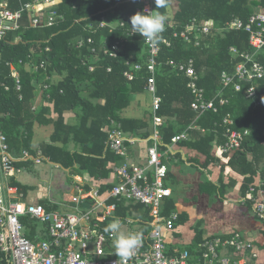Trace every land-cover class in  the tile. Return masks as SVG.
I'll use <instances>...</instances> for the list:
<instances>
[{"label":"built area","instance_id":"built-area-1","mask_svg":"<svg viewBox=\"0 0 264 264\" xmlns=\"http://www.w3.org/2000/svg\"><path fill=\"white\" fill-rule=\"evenodd\" d=\"M85 1L87 0H76V3ZM126 1L133 4V15L145 9L150 12L157 10L155 0ZM103 2L108 5V11L111 12L115 9L117 0H103ZM56 5V0H36L12 11L7 7V0H3L0 3V43L6 40V36L16 34L25 28L45 29L57 26L64 18L58 13ZM117 25L122 29L125 27L124 22ZM169 26L170 23L167 21L165 31ZM89 29L93 34L99 29H108L111 32L113 25L102 17L97 27L92 23L89 24ZM229 29L244 31L248 35V45L252 51L236 55L242 61L233 72H222L220 75L223 90L230 88L239 93L243 89L242 83L264 81V66L254 58L255 53L264 48V14H253L246 22L235 19L230 23ZM164 32L161 34L159 43L153 46L139 34L132 33L131 27L125 31L126 37L138 36L146 49V63L142 65L127 62L128 68L123 72V77L132 81L134 72L146 70L148 78L145 89L152 96V132L146 163L144 165L130 164L127 162V145L134 141L125 136L119 124L110 121L111 126L105 147L126 162L114 168L118 183L109 191L107 198L104 199L97 188L84 191L76 182L78 186L75 190L78 194L70 200L72 213L48 211L41 204H27L22 201L18 197L17 188L12 186L11 182L21 171L16 163L30 158V154L23 150L20 157L16 158L11 153L7 137L1 130L2 116L0 114V264H188L190 255L187 251L173 257L166 255L163 236V230L171 231L177 219L175 213L170 216H164L161 213L163 201L171 196L170 188L165 185L168 173L165 160L170 157L173 146L186 138L185 132L178 134L171 139L166 149L161 150L163 145L161 128L164 120L158 115L161 98L157 96L155 77L160 65L158 58L161 48L172 46V42L164 36ZM209 32V27H200L196 19H193L173 36L184 43L200 47L202 36ZM20 39L16 36L15 41ZM85 44H92L91 39L78 40L75 47L81 50ZM102 45L105 57L117 58L120 42L109 46V42L104 40ZM231 51L236 54L234 49ZM50 52L49 47L43 51V53ZM88 52L89 55L84 57L82 65L88 67L89 72H93L99 56L97 49L93 47H89ZM1 63L0 51V65ZM47 64L46 58L37 59L33 55H28L25 60L19 59L17 64L5 63L9 74L4 75V78L12 80L19 101L23 100L21 68L24 67L34 77L40 76L38 88L41 93L48 91L52 83L59 81L55 77L56 74H48ZM167 66L183 73L189 79L187 86L194 95L191 109L197 113L198 117L208 112L217 113L219 107L228 104L222 92H218L213 99L205 98L204 90L197 86L198 74L192 59L184 63L170 60ZM110 71L111 68H108L107 72ZM2 73L0 70V77ZM0 87H3L6 92L10 89L5 83H0ZM245 93L247 98L256 96V90L252 86L247 88ZM32 109L35 110L34 107ZM222 124L225 132L221 152L238 150L248 133L233 130L234 121L230 114L223 118ZM41 160H43L42 154L38 152L34 161L39 164ZM255 191L254 187L249 188L246 200L253 205L254 215L264 225V200L257 201L253 196ZM108 199L114 202L108 204ZM122 200L133 201L144 206L149 210L151 218L149 232L143 237L141 245L128 256H117L106 251L105 246L114 238V234L105 232L102 226L108 219L113 218L116 203ZM29 224H32L34 228L35 224H38L40 229L33 232L29 229ZM226 249L245 251L250 250L251 245L236 233L228 239L217 237L204 241L201 244L203 264H250V258L256 257L255 254H252L249 259H231L221 256L220 252Z\"/></svg>","mask_w":264,"mask_h":264},{"label":"trees","instance_id":"trees-1","mask_svg":"<svg viewBox=\"0 0 264 264\" xmlns=\"http://www.w3.org/2000/svg\"><path fill=\"white\" fill-rule=\"evenodd\" d=\"M2 1L0 0V3ZM34 1L36 0H7V7L15 11ZM176 2L180 9L174 23L179 29L196 18L201 21L214 20L216 26L224 25L233 17L246 22L255 10L264 9V0H176ZM165 4L166 6L159 10L162 13H165V9L169 5L167 0H165ZM121 7L128 6L123 4L114 10L115 17L119 20L123 19ZM105 8L102 0H87L79 4H76V0H62L58 7V13L62 14L64 19L57 26L45 29L25 28L16 34L6 36V40L0 43L2 61L0 70L3 72L0 83H5L10 87L8 92L0 87L1 130L7 137L11 150L19 152L21 147L25 146V139L27 134L31 132L34 123H53L55 127L53 141L57 142L64 133L67 136L74 133L75 142L80 145L87 156L103 154L107 134L102 133V129L108 124L107 118L116 119L120 111L128 105L129 96L144 91L148 78L145 69L133 73L132 81H127L123 77L127 62L133 61L144 64L143 60L146 58V53L138 36L126 39L120 29L112 33H109L107 29H101L95 34L89 29V24L93 23L96 27L98 26L101 18L105 15L101 13ZM15 36H19L20 41H15ZM102 38H106L109 46L115 42H120V50L116 59L104 56L103 45H100ZM78 39L85 41L91 39L92 44H85V47L78 51L74 48L75 41ZM204 42L207 43V46L197 49L189 45L186 46L180 40L175 39L171 48H161L158 58L160 65L155 77L157 96L161 98L158 115L165 119L164 126L161 128L164 143L161 150L170 144L174 136L182 133L190 126L196 117V113L191 109L194 95L186 87L189 80L182 74L171 72L167 62L193 58L195 70L198 76L200 75L197 86L204 90L208 100L221 89V73L233 72V69L241 61L239 58L234 60L229 49L233 47L239 53L250 52L248 35L243 31H229L224 37H219L213 33L204 39ZM46 47L50 48V53H43ZM89 47L97 49L99 56L93 72H89L88 67L82 66V60L89 55ZM28 55H33L37 59H48V74L53 72L61 78L42 94L43 101L50 100L53 103L54 112L58 115L55 122L46 119L44 106L32 110L39 91L40 76L34 77L25 68H21L22 101L17 99L12 80L4 78L9 74V69L5 67V63L15 62L17 64L19 59L25 60ZM258 61L264 66V55H259ZM107 68H111V71L107 72ZM83 85L86 86L85 90L80 89ZM247 87L244 86L243 90ZM260 88L258 100L264 103L262 84H260ZM83 91L88 92V95H82ZM48 95L50 96L49 99H47ZM224 97L230 99L229 104L219 108L217 114L209 112L199 118L195 122L197 128L189 131L191 141L189 143L181 142L180 145H187L209 158L212 142L218 138L219 142L223 143V117L227 113L234 115L239 109L242 112L241 115L239 114L235 129L248 128L250 130V136L246 139L243 147L262 145L261 143L264 141L261 134L264 129V108L254 111L253 101L244 99L243 94H235L232 90H228ZM93 99L103 100L104 104L101 107L100 116L92 121L89 128V135L92 137V141L96 142V145L94 149H88L86 148V146L88 147L87 144L85 146L77 141L78 132L76 129H69L64 125L63 114L65 111L82 107L84 115L81 126L86 127L88 121L92 120L95 111L93 104L89 101ZM171 119L174 121L172 122ZM122 125L125 132L131 134L136 132V126L133 122L123 121ZM203 130L204 132H202ZM63 144H66L65 141ZM40 150L46 159L60 164L64 168H72L75 163H78L80 164L79 170H81L84 163H95L97 165L95 177H98L104 170L101 168L103 163H108L114 159L111 153H107L105 158L100 161L81 156L71 157L66 150L49 145H41ZM83 160L84 162H82ZM110 188L108 187L107 190ZM170 212L169 205L165 213L170 214ZM116 214L119 215L121 212L117 211ZM28 227L34 232L35 228L32 224H29Z\"/></svg>","mask_w":264,"mask_h":264},{"label":"crops","instance_id":"crops-1","mask_svg":"<svg viewBox=\"0 0 264 264\" xmlns=\"http://www.w3.org/2000/svg\"><path fill=\"white\" fill-rule=\"evenodd\" d=\"M167 1L169 5L165 9V14H167L169 18L168 22L170 23V26L164 32V36L168 37L173 44V40H180L179 38L174 37L173 34L182 30L187 24L180 29L178 26H176L174 19L179 12L180 6L176 0ZM61 3L62 0H56L57 5L55 7L58 8ZM103 4L106 6V8L101 13H104L105 15H103V17L113 25V30L111 32L107 29L109 33L120 29L123 31L122 35L124 38H133L125 36V31L131 27L130 18L134 13L133 4L126 0H117V8L115 7V9H118V6H122L123 4L128 6L125 8L121 7L120 11L123 14L122 20H119L117 17H115V9L110 12L108 11V5L104 2ZM159 10L160 8L157 9V11ZM253 14H264V9L255 10V12L251 15ZM235 19L239 18L233 17L224 25L216 26L214 20L201 21L196 18V22L200 27L207 26L210 29L209 34L202 36L201 46L194 47L191 44L184 43L182 40L180 41L186 46L189 45L197 49H201V47L204 48L207 46V43L204 42V39L208 38L213 33L219 37H224L229 31H241L229 29L230 23L234 22ZM121 22L125 23V27L123 29L117 25ZM104 40H106V38H102L100 45L103 44ZM77 41H75V44ZM74 48L76 49L75 46ZM231 49H234L236 54L233 53ZM144 50L146 53L145 48ZM229 52L234 60L237 58L241 60V58L236 55H240L242 53H239L235 48L231 47ZM251 52L252 51L250 48V52L248 53ZM259 55H264V48L255 53L254 58L256 61H258ZM189 59L194 61L193 58ZM187 60L175 62L184 63ZM130 62L135 63L133 61ZM143 62L144 64L146 63V58L143 60ZM127 68L128 67L126 66V69ZM169 68L171 72L184 75L183 73L176 71L174 68ZM157 69H159V67ZM51 75H53V72ZM55 77L60 81V77H57L56 75ZM186 79L188 78L186 77ZM260 84H262V88H264V81L242 83L243 89L244 86H248L247 88L250 86L255 88L256 96L254 98L246 97L245 91L247 88L245 90L242 89V91L239 93H236L230 88L223 90L221 85V89L218 90V92H222L223 96L228 90H232L235 94H243L244 99L254 102L253 109L255 111L257 109L264 108V103L258 100V90L261 89ZM52 85H54V83H52ZM186 87L189 90L188 86ZM85 88L86 86L83 85L80 89L85 90ZM42 94L43 93L40 91L37 92V97L35 98L32 107H34L36 110L37 108L44 106L46 108V119L55 122L58 119V115L54 112L53 103L50 100L43 101ZM82 95L87 96L88 92L83 91ZM129 97L128 105L120 111L116 119L112 117L107 118L108 124L103 127L102 133H106L108 136L111 120L119 124L125 136L131 138L134 141L132 144L127 145V162L135 165H144L146 163L147 149L150 146L149 139L152 132V96L146 91V89H144L143 92L131 95ZM215 97L216 94L210 99ZM49 98L50 96L48 95L47 99ZM225 98L228 100L229 104L230 99L227 97ZM89 101L93 104L95 111L93 112L92 120L88 121L86 127L81 126L83 124L82 117L84 115L82 107L65 111L63 114V122L67 128L76 129L78 132L77 141L83 145L87 144L88 147L86 145L85 146L88 149H94L96 142L92 141V137L89 135V128L92 121H95V119L100 116L101 107L104 102L103 100L97 99ZM241 112L242 111L239 109L234 115L227 113L233 118V130L248 133L238 150L231 152H221V145L224 143L223 135L225 132V127L223 124V143H220L218 138L212 142L209 158L202 155L200 152L191 149V147L187 145H180L181 142L189 143L191 141L189 131L196 129L197 127L195 122L205 115L204 114L198 117L197 113L195 112L196 117L193 123L182 132L186 133V138L174 145L170 157L166 158L165 162L167 163L168 173L165 178V185L170 188L171 196L163 201L161 213L164 216H170L174 213L177 214V219L174 223L173 229L171 231L163 230L167 256L173 257L187 251L190 255L188 264H203L201 257V244L204 241L217 237L221 239H228L236 233L245 242L251 245V249L245 251L226 249L221 251L220 255L229 257L231 259H249L252 254H255L256 257L254 259L250 258V264H264V225L254 215L253 205L246 200L248 197V190L251 187H254L256 190L253 196L257 199V201L264 200V141L261 143L262 145H248L246 148L243 147L246 139H248L250 136V130H248V128L243 130L235 129L237 120L239 119V114L241 115ZM227 114H225V116ZM163 120L165 123L164 118ZM123 121L133 122V124L136 126V132L134 134L125 132L122 125ZM171 121L173 122L174 119H171ZM54 132L55 127L53 123H34L31 132L27 134L25 139V146L23 145L19 152L11 150V153L16 158L20 157L21 151L23 150L30 154V158L18 161L16 163V166L20 168L21 171L15 177V179L12 180L11 185L17 188L18 197L27 204H41L43 206L47 205L48 208L45 206L46 210L54 212L62 210L63 213L64 211L67 213L73 212L70 200L73 196L78 194L75 190V187L78 185L84 191H88L91 188H97L101 196L104 197V199L107 198L109 191L118 183V180L114 174V168L122 166L126 161L115 155V153L112 151L106 149L105 144L103 154H99V156L91 155L89 157L82 151L80 145L75 142L76 136L74 133H70L68 136L64 133L60 139L55 142L52 139ZM202 132H204V130ZM261 134L264 137V129ZM64 141L66 144H63ZM162 144L163 145L161 147H164L163 140ZM41 145L57 146L66 150V152H68L71 157L81 156L84 158L96 159L100 161L105 158L107 153H111L114 156V159L108 163H103L101 168L106 171H100V175L95 177L94 174H96L95 170L97 166L95 163H82L83 168L81 170H79L80 164L78 163H75L72 168H64L60 164L54 163L52 161L50 162L48 159H46L40 150ZM166 147L164 149H166ZM38 152H40L43 157V160H41L39 164L35 163L34 161ZM82 162H84V160ZM43 164L46 166L44 169H40V172L46 174L47 172H50L49 168L52 169L51 174L53 173L56 181L59 184L62 182L61 179L66 181L67 184L65 186V183H62V188H64V191L66 190V192L62 191L58 195L51 194V189L54 185L50 184V182L46 180L42 184L40 182L37 184L36 182L33 183V180L29 176L32 174L36 175V168L41 167ZM53 168H55L56 171H61V174L55 173ZM77 179L79 180L77 181ZM108 187L111 188L107 190ZM113 202L114 201L108 199V204ZM169 205L171 212L170 214H166L165 210L167 207H169ZM117 211H119V213L121 212V214L117 215ZM114 218H119L121 222V231H124L125 233L140 232L144 237L150 230L149 224L151 218L149 216V210L133 201L122 200L117 202L116 211L113 214V218L108 219V221H106L102 226L105 228L109 223L112 222ZM38 229H40V226L35 224V231ZM113 239L105 246L107 252L114 253L115 251L113 247Z\"/></svg>","mask_w":264,"mask_h":264},{"label":"clouds","instance_id":"clouds-1","mask_svg":"<svg viewBox=\"0 0 264 264\" xmlns=\"http://www.w3.org/2000/svg\"><path fill=\"white\" fill-rule=\"evenodd\" d=\"M156 9L165 7V0H155ZM168 16L159 11L137 12L130 18L132 33L139 34L150 45H157L161 40V34L165 31ZM105 232L114 234L113 247L117 256H128L141 245L143 234L140 232L121 231L119 218H114L105 229Z\"/></svg>","mask_w":264,"mask_h":264},{"label":"rangeland","instance_id":"rangeland-1","mask_svg":"<svg viewBox=\"0 0 264 264\" xmlns=\"http://www.w3.org/2000/svg\"><path fill=\"white\" fill-rule=\"evenodd\" d=\"M45 164H43L41 167H37L36 168V175H30L29 177L33 180V183L34 182H36V184L37 183H44V181L46 180V181H49L50 182V184H52V185H54V186H52V189H51V194H60L62 191L63 192H66V190L64 191V188H62V183H65L64 184V186L67 184L66 183V181L64 180V179H61V184H59L57 181H56V179H55V177H54V175H53V173L51 174V170L52 169H50L49 168V171L50 172H47L46 174L45 173H43V172H40V169H44L45 168ZM53 170H54V172L55 173H59V174H61V171H56V169L55 168H53ZM35 179V180H34ZM44 185H46V184H44ZM67 194H69V193H67ZM60 196V195H59ZM58 212H63L62 210H59ZM65 212V211H64Z\"/></svg>","mask_w":264,"mask_h":264}]
</instances>
